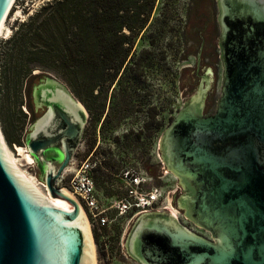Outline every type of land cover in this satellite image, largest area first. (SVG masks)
I'll return each instance as SVG.
<instances>
[{
    "label": "water",
    "instance_id": "water-1",
    "mask_svg": "<svg viewBox=\"0 0 264 264\" xmlns=\"http://www.w3.org/2000/svg\"><path fill=\"white\" fill-rule=\"evenodd\" d=\"M14 2L0 0V27ZM216 5L222 74L215 112L205 113L209 70L159 146L184 189L177 208L207 235L167 211L140 214L125 237L137 264H264V0ZM78 122L60 137L63 162L46 166V195L19 175L0 127V264H95L87 214L57 185L80 141L81 115ZM43 132L35 129L29 138L36 157L52 145Z\"/></svg>",
    "mask_w": 264,
    "mask_h": 264
},
{
    "label": "rangeland",
    "instance_id": "rangeland-1",
    "mask_svg": "<svg viewBox=\"0 0 264 264\" xmlns=\"http://www.w3.org/2000/svg\"><path fill=\"white\" fill-rule=\"evenodd\" d=\"M48 1L51 0H15L0 34V127L6 145L19 168L36 182L40 190L42 188L35 177L34 166L32 161L28 162L26 159L24 147L10 145V140L16 139L19 132L18 126H14V123L17 124L23 114L16 104L18 97H21L18 93L20 85L19 78L13 74L12 67L16 66L15 51L21 50L22 47L28 49L25 41L16 34L20 25L23 22L27 23ZM167 8L171 20L161 39L160 47L154 48L149 44V32L144 35L141 33L135 40V52L133 51L131 55L148 50L153 53V58L150 64H147L146 86L142 85V88L137 91L135 100L129 103L122 115L119 118L111 115L114 101L110 98L114 85L105 102L100 101L101 99L98 102L85 101L78 97L88 111L86 114L89 120H92L93 127L101 129L100 148H109L113 154L111 157L108 155L107 160L110 159L115 167L104 166L105 169H100L99 174L96 173L94 176L100 203L105 208L123 195L121 192L123 189L120 188V173L124 169L137 167L145 170L156 178V183L163 186L165 191L171 189L170 185L177 184V179L171 174L167 176L166 181L157 179L165 167L159 146L164 130L171 123L169 118L177 115L184 106L185 100L199 85V79L195 75L196 55L200 53L202 43L204 46L201 52L203 59L201 68L206 66L212 69L213 73V86L207 96L205 113L213 114L216 109L222 74L216 0L172 2L158 0L154 9L155 19L159 18ZM181 85L185 88H181ZM64 86L72 92L65 82ZM172 109L174 113L170 114ZM156 112L160 113L157 119H165L166 127L153 139H148L144 131L148 133V129H151L150 117ZM138 132L143 134L142 139L137 142L129 133ZM151 166L154 167V173L148 170ZM66 182L61 181L59 185H65ZM42 193H44L43 190ZM108 217L110 224L104 228L93 226L88 217L94 239L95 264H137L125 251V237L130 232L132 224H128L125 218L117 217L111 209ZM197 232L207 235L201 229Z\"/></svg>",
    "mask_w": 264,
    "mask_h": 264
},
{
    "label": "trees",
    "instance_id": "trees-1",
    "mask_svg": "<svg viewBox=\"0 0 264 264\" xmlns=\"http://www.w3.org/2000/svg\"><path fill=\"white\" fill-rule=\"evenodd\" d=\"M157 2L51 0L44 3L16 33L28 47L15 51L16 66L12 69L19 85L33 71L51 73L60 77L78 97L96 102L100 99L105 102L114 85L111 115L119 118L142 85L146 86V68L153 58L148 50L131 55L136 38L149 32V44L160 47L171 20L168 8L155 19ZM173 113L172 109L170 114ZM159 115L156 112L150 117L151 129L148 133L144 131L148 139L166 127L165 119H157ZM174 118L171 116L169 122ZM107 165L115 167L110 160ZM120 185L122 188V179Z\"/></svg>",
    "mask_w": 264,
    "mask_h": 264
},
{
    "label": "flooded vegetation",
    "instance_id": "flooded-vegetation-1",
    "mask_svg": "<svg viewBox=\"0 0 264 264\" xmlns=\"http://www.w3.org/2000/svg\"><path fill=\"white\" fill-rule=\"evenodd\" d=\"M203 46L204 43L201 44V52ZM201 52L196 55L197 72L195 75L203 82V77L209 73V70L212 71V69L206 66L201 68L203 64ZM18 90L21 97H18L16 104L18 108H21L23 114L17 124L14 123V126H18L19 132L16 139L10 140V145L22 146L25 153L29 154L34 166L35 177L39 181L43 192L46 194V185L44 183L46 166L47 164L60 166L63 162V154L59 149L61 144L60 137L62 132L67 129H78L79 115L84 120V127L78 146L70 161V166L73 164L77 171L84 170L88 172L95 181V174L99 169H105L104 166H107V161L110 160H107V156L110 155L108 157H111L113 154L109 151V148H100L102 144L100 141L101 129H97L96 126L93 127L92 120H89L86 114L88 111L84 104L80 102L78 96L70 92L66 86L64 87V82L60 77L41 71L31 72L22 85L18 87ZM64 90L67 95L63 93ZM35 129H44L42 138L45 142L48 139L52 140L50 142L52 144L51 147L42 152L38 157L32 155L28 149L30 135ZM44 133L49 134L50 137H45ZM129 134L137 142L140 141L141 133ZM82 148L83 151H81ZM130 169L139 168L131 167L124 169L120 173V179H122L123 173ZM148 170L150 173H154L155 171L153 166L149 167ZM66 171L58 179V187L60 186L59 182L63 181ZM183 193L184 189L181 187V191L175 196V203L179 195Z\"/></svg>",
    "mask_w": 264,
    "mask_h": 264
},
{
    "label": "built area",
    "instance_id": "built-area-1",
    "mask_svg": "<svg viewBox=\"0 0 264 264\" xmlns=\"http://www.w3.org/2000/svg\"><path fill=\"white\" fill-rule=\"evenodd\" d=\"M63 181L65 185L59 186L73 196L84 212L88 215L93 226L104 228L110 224L108 212L111 209L117 217L125 218L128 224H133L140 214L169 212L182 225L198 231L180 212L175 203V196L181 191L179 183L170 185L171 189L164 190L156 183V178L142 169L126 170L122 175L123 195L115 200L108 208L101 203L97 194L94 178L86 171H77L72 164L66 171ZM171 173L163 168L157 179L166 181ZM172 175V174H171ZM178 181V180H177Z\"/></svg>",
    "mask_w": 264,
    "mask_h": 264
},
{
    "label": "bare ground",
    "instance_id": "bare-ground-1",
    "mask_svg": "<svg viewBox=\"0 0 264 264\" xmlns=\"http://www.w3.org/2000/svg\"><path fill=\"white\" fill-rule=\"evenodd\" d=\"M4 24H5V22H3L2 25H1V27H0V34L2 32V29L4 27ZM5 149H6L7 155L9 157L11 163L17 169L19 175H21V177H23V179H25L26 181H28L29 183H31V185H33V187H35L39 191V193L45 195L44 193H42V190H40L38 188V185L35 184L36 182H34L32 180V178H29L28 175H26L24 172H22V170L19 168L18 164L16 163V160L13 158V156H12L10 150L8 149L7 145H5ZM21 151L23 152L22 149H21ZM26 159L28 160V162H31L32 161V159L30 158L29 154H26ZM82 213H83V215L85 216V219H86V215H85L84 211H82Z\"/></svg>",
    "mask_w": 264,
    "mask_h": 264
}]
</instances>
